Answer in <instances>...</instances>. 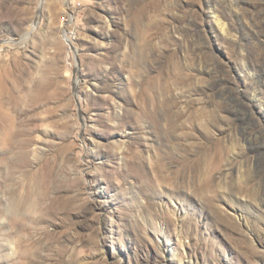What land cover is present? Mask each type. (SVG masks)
I'll list each match as a JSON object with an SVG mask.
<instances>
[{"label": "rangeland", "instance_id": "1", "mask_svg": "<svg viewBox=\"0 0 264 264\" xmlns=\"http://www.w3.org/2000/svg\"><path fill=\"white\" fill-rule=\"evenodd\" d=\"M0 264H264V0H0Z\"/></svg>", "mask_w": 264, "mask_h": 264}]
</instances>
